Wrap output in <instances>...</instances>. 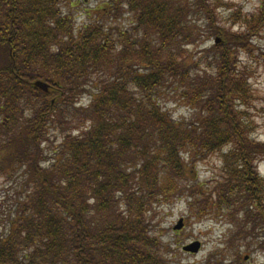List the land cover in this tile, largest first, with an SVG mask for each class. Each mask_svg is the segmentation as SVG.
Here are the masks:
<instances>
[{
  "label": "trees",
  "instance_id": "obj_1",
  "mask_svg": "<svg viewBox=\"0 0 264 264\" xmlns=\"http://www.w3.org/2000/svg\"><path fill=\"white\" fill-rule=\"evenodd\" d=\"M60 1L0 0V174L20 180L0 264H169L146 217L153 202L184 193L199 217L225 215L233 240H257L264 145L238 109L250 89L237 57L263 29L264 1L234 33L218 28L221 0H107L104 17L132 18L116 31L98 21L74 29ZM214 33L220 42L193 60L189 47ZM163 88L195 120L173 119L158 103ZM85 95L90 103L77 105ZM51 128L62 140L45 164ZM215 152L223 180L204 196L187 185L184 156Z\"/></svg>",
  "mask_w": 264,
  "mask_h": 264
},
{
  "label": "rangeland",
  "instance_id": "obj_2",
  "mask_svg": "<svg viewBox=\"0 0 264 264\" xmlns=\"http://www.w3.org/2000/svg\"><path fill=\"white\" fill-rule=\"evenodd\" d=\"M264 0H221L224 6L215 9L218 28L227 33L244 32L243 16L257 12L259 4ZM107 0H61L60 8L63 14L69 16L74 29L80 30L90 22L104 23L120 30H129L132 18L124 13L119 18L107 19L100 13V7L106 5ZM62 14V15H63ZM204 15H194L198 25L203 30L206 24ZM117 28V29H116ZM204 33V32H203ZM215 33L199 44L190 46L193 60L205 55L204 50L215 44ZM203 36V35H202ZM217 37V36H216ZM253 45L249 51H241L238 58V69L247 75L250 89V98L245 105L238 109L245 111L246 119L251 130V138L264 145V26L259 35L251 39ZM158 103L175 120H195L196 111L187 107L182 101L179 92L174 88H163L158 96ZM92 100L91 95L83 96L77 105H88ZM49 142H44V154L47 157L45 164L54 158V149H57L62 140V134L51 128ZM56 151V150H55ZM221 152H215L202 161L189 162L185 167L187 185H195L197 190L203 191L207 196L215 188L218 181L223 180L221 166ZM257 176L264 182V159L255 163ZM9 173L0 174V235L6 233L8 226L5 224L10 205L15 202L16 193L19 191L20 180L9 179ZM202 186L201 188L198 187ZM19 186V187H18ZM206 193V194H205ZM214 201V197L211 198ZM191 199L184 193L179 197L168 200L159 199L152 203L151 210L147 213L150 221V232L159 237L163 244V253L169 264H238L239 255L244 264H264V249L258 244L264 241V230L259 228L257 240H233L231 234L235 232V225L226 219L222 213L212 208L205 214H195L191 208ZM239 220L242 218L240 215ZM179 219L183 220V228L174 231L173 226ZM261 221V220H260ZM248 228V226H247ZM249 230V228H248ZM198 241L200 250L195 253H186L182 250L185 245ZM258 243V244H257ZM238 254V255H237Z\"/></svg>",
  "mask_w": 264,
  "mask_h": 264
},
{
  "label": "water",
  "instance_id": "obj_3",
  "mask_svg": "<svg viewBox=\"0 0 264 264\" xmlns=\"http://www.w3.org/2000/svg\"><path fill=\"white\" fill-rule=\"evenodd\" d=\"M215 44L220 42L219 38L215 39ZM34 86L38 89H40L43 92H47L49 89V85L41 80H37L34 82ZM183 228V220L179 219V221L177 222V224L175 226H173V230L174 231H179ZM201 244L198 241H194L191 242L187 245H185L184 247H182V250L186 253H191V254H195L200 250Z\"/></svg>",
  "mask_w": 264,
  "mask_h": 264
}]
</instances>
